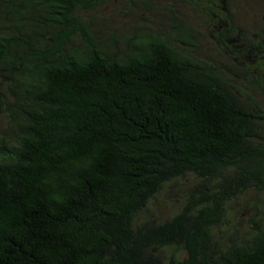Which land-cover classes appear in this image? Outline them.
Listing matches in <instances>:
<instances>
[{
	"label": "trees",
	"instance_id": "1",
	"mask_svg": "<svg viewBox=\"0 0 264 264\" xmlns=\"http://www.w3.org/2000/svg\"><path fill=\"white\" fill-rule=\"evenodd\" d=\"M121 1L0 0V264H264V0Z\"/></svg>",
	"mask_w": 264,
	"mask_h": 264
},
{
	"label": "rangeland",
	"instance_id": "2",
	"mask_svg": "<svg viewBox=\"0 0 264 264\" xmlns=\"http://www.w3.org/2000/svg\"><path fill=\"white\" fill-rule=\"evenodd\" d=\"M253 2H254V0H252V1H250V3H251V5H253ZM122 3H123V1H121V0H110V8H113L114 6H123L122 5ZM246 3H248L249 4V1H246V0H243V4H245V5H247ZM254 5H255V8H253V6L250 8L251 9V14H250V16H252V17H254L255 15H258L259 14V10H260V8L258 7V2H254ZM260 5V4H259ZM233 8H234V11H235V13L238 15V16H242V13H241V10H242V8H238L237 6H236V4H234V6H233ZM240 12V13H239ZM255 12L257 13V14H255ZM116 26H124V25H126L127 24V31L129 30V28H131V27H133L132 25H133V23H132V20H131V16H129V14L128 15H125L122 19H120L119 20V18L116 20ZM202 42H205V40L204 39H200ZM158 211L160 212V213H162V217H163V215H164V211H162V209H158V208H156L155 209V213L156 214H158Z\"/></svg>",
	"mask_w": 264,
	"mask_h": 264
}]
</instances>
